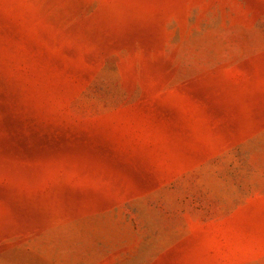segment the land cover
Segmentation results:
<instances>
[{"label":"rangeland","instance_id":"obj_1","mask_svg":"<svg viewBox=\"0 0 264 264\" xmlns=\"http://www.w3.org/2000/svg\"><path fill=\"white\" fill-rule=\"evenodd\" d=\"M0 264H264V0H0Z\"/></svg>","mask_w":264,"mask_h":264}]
</instances>
